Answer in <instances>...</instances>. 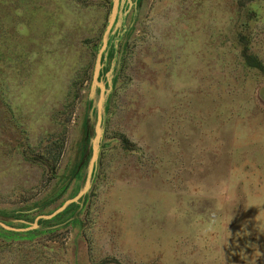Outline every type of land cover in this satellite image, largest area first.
<instances>
[{"label": "rangeland", "instance_id": "obj_1", "mask_svg": "<svg viewBox=\"0 0 264 264\" xmlns=\"http://www.w3.org/2000/svg\"><path fill=\"white\" fill-rule=\"evenodd\" d=\"M111 1L0 0L7 226L83 185ZM120 12L89 187L0 227V264H264V0Z\"/></svg>", "mask_w": 264, "mask_h": 264}, {"label": "water", "instance_id": "obj_2", "mask_svg": "<svg viewBox=\"0 0 264 264\" xmlns=\"http://www.w3.org/2000/svg\"><path fill=\"white\" fill-rule=\"evenodd\" d=\"M123 1L126 2L127 6L130 5V0H112L111 1L109 17L107 19V23L102 32L100 46L95 55V60L93 64L90 92H92L93 88L97 87L98 97L95 103V120H94V126H93V136L90 141L91 152H90L89 160L87 162L86 173H85L82 187L76 192L74 196L65 199L58 207H56L50 213L36 215L32 223L29 226L15 228V227L7 226L3 224L2 222H0V227L6 230H11V231H27L32 228H35L36 222L38 220L52 218L56 214L63 211V209H65L66 206H68L69 204L77 202L79 198L87 191L89 187L91 175L94 169L96 157H97L98 142H99L100 131H101L100 124H101V116H102V102H103V94L105 91L103 83L100 80H98V73L101 67V58L104 56V50L106 47L108 35L111 34L116 28V26L119 24L120 17L122 15V13L120 12V7L122 6Z\"/></svg>", "mask_w": 264, "mask_h": 264}, {"label": "trees", "instance_id": "obj_3", "mask_svg": "<svg viewBox=\"0 0 264 264\" xmlns=\"http://www.w3.org/2000/svg\"><path fill=\"white\" fill-rule=\"evenodd\" d=\"M121 17H122V15H121ZM119 38H118V36H115V32L114 31L111 34H109L108 35V38H107V43H106L105 51L113 48L114 45H115V41L118 40ZM122 142L125 143V140H123ZM58 156H59V152H57V154H55V156H54V154L51 155L50 158L53 159V161L56 162Z\"/></svg>", "mask_w": 264, "mask_h": 264}]
</instances>
